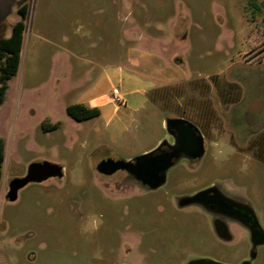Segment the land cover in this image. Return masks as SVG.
I'll return each instance as SVG.
<instances>
[{
	"label": "rangeland",
	"instance_id": "374dc122",
	"mask_svg": "<svg viewBox=\"0 0 264 264\" xmlns=\"http://www.w3.org/2000/svg\"><path fill=\"white\" fill-rule=\"evenodd\" d=\"M25 3L22 60L0 104V264L249 259L241 224L181 200L217 187L249 205L264 228V0H0L9 31ZM119 61L115 85L132 89L138 77L149 89L144 109L122 110L110 126V112L71 117L67 105L100 91ZM181 117L204 135L205 153L178 160L162 186L97 170L103 159L129 161L173 143L166 120ZM44 160L64 175L30 182L9 200L10 181ZM255 263L264 264V244Z\"/></svg>",
	"mask_w": 264,
	"mask_h": 264
},
{
	"label": "water",
	"instance_id": "95a60500",
	"mask_svg": "<svg viewBox=\"0 0 264 264\" xmlns=\"http://www.w3.org/2000/svg\"><path fill=\"white\" fill-rule=\"evenodd\" d=\"M166 128L174 137V142L169 143L163 140L155 148L145 154L129 161H118L111 157L103 159L97 165L100 172H110L118 168H126L132 173L136 180L142 181L145 185L155 189L162 186L167 180L168 170L181 158L198 159L205 153L204 135L191 121L181 118H168ZM64 175L63 165L48 160L31 162L27 172L23 176L15 177L10 181L7 198L11 201L18 198L19 190L30 182H42L51 177ZM213 191L214 195L209 192ZM182 204L200 203L213 207L217 205L226 214L240 216L241 211L234 206V203L218 191L217 188L209 187L196 192L184 199ZM212 203V205H211ZM243 215H255L253 210H245ZM215 226L220 235L226 234V228L221 221H216ZM255 242H264V231L257 227L252 232ZM186 264H228L216 259L201 257L193 258ZM243 264H250L244 261Z\"/></svg>",
	"mask_w": 264,
	"mask_h": 264
},
{
	"label": "trees",
	"instance_id": "16d2710c",
	"mask_svg": "<svg viewBox=\"0 0 264 264\" xmlns=\"http://www.w3.org/2000/svg\"><path fill=\"white\" fill-rule=\"evenodd\" d=\"M255 2V0H250ZM20 19L13 26L10 35L6 34L8 22H0V104L4 101L8 89V80L11 79L19 70L21 54L24 46L25 31L27 28L26 18L29 12V4L25 3L18 9ZM67 113L77 121H83L100 114L97 107H88L82 103H72L66 107ZM56 123H43L45 130L58 127ZM6 158L5 140L0 135V189L3 178V167Z\"/></svg>",
	"mask_w": 264,
	"mask_h": 264
},
{
	"label": "crops",
	"instance_id": "0c3cea01",
	"mask_svg": "<svg viewBox=\"0 0 264 264\" xmlns=\"http://www.w3.org/2000/svg\"><path fill=\"white\" fill-rule=\"evenodd\" d=\"M8 28H9V24L7 27L6 34L10 35L11 31H9ZM24 41H25V38H24ZM21 60H22V54H21ZM123 69H124V64L122 61H119L117 65L115 64L110 65V67L105 71V75H104L107 84H105L104 87H101L100 88L101 90L96 92L94 95H92L87 101L76 102V103H82L88 107H97L100 111V114L98 116L107 115L110 112L106 120V126H110L115 116L120 111L125 110L126 112L130 114L136 113L144 109L146 104L150 101L149 89L141 85L140 79L136 76L135 78L134 77L131 78L133 79L132 83H134V87H132V89L126 90L125 88H123L124 84L120 85L122 92L126 98V102L119 103L118 101L114 99L113 90H114V87L116 86L115 85L116 83H114V77H118L121 83ZM62 74L63 72L61 73V75ZM95 82L98 83L99 81L97 82L96 80ZM60 93H61V90L56 89V92H54V95H59ZM118 124H116V126Z\"/></svg>",
	"mask_w": 264,
	"mask_h": 264
},
{
	"label": "flooded vegetation",
	"instance_id": "af4514ba",
	"mask_svg": "<svg viewBox=\"0 0 264 264\" xmlns=\"http://www.w3.org/2000/svg\"><path fill=\"white\" fill-rule=\"evenodd\" d=\"M173 142H174V140H173ZM193 160H194V159H193ZM97 170H98V168H97ZM118 171H125L129 176L135 178L134 175H133L132 173H130V171H129L128 169H126V168H118V169H115V170L110 171V172H102V173H105V174H107V175H113V174H115V173L118 172ZM51 178H52V177H51ZM137 181H138V180H137ZM138 182H139V184H140L142 187H145V186L149 187L148 185H145L142 181H138ZM215 188H217V187H215ZM217 189H218V188H217ZM218 191H219L220 193H222L219 189H218ZM209 194H210V195H214V192L211 191V192H209ZM222 194H223V193H222ZM223 195H224L225 197H227L228 199H230V201H232V202L234 203V206H236L237 208H239L240 211H241L242 213H244L243 211L248 210V209L253 210V209H252L249 205H247L246 203L241 202V201H239V200H234V199H232V198L226 196L225 194H223ZM184 199H185V198H183V199L181 200V202H183ZM189 204H192V203H189ZM199 204H200V203H199ZM185 205H188V204H185ZM200 205H202L203 207L205 206L210 212H215L216 214H218V215H220V216L227 217V218L231 219L232 221L241 224V225L246 229V231H247V233H248V241H249V244L251 245V248H250V250H249V259H247V258L245 257V258H243L242 260L234 261V264H243L244 261H247V260L250 261V264H256L255 261L257 260V258H258V256H259V247L262 246V245L264 244V242L257 243V242H255L254 239L252 238V232H253V230L256 229L257 227H260V228L263 229V231H264V228H263V226H262V224H261V222H260L258 216L256 215V213H255L254 216H251V214L243 215V214L241 213V215L237 217V216H231V215H229V214H226L224 211H222V209H219L217 205H212V203H211V205H212L213 207H209V206L204 205V204H200ZM253 211H254V210H253ZM216 221H221V222L223 223V225H224L225 228H226V235H227V234H228V228H227V224H226V222H224L223 220H219V219H217ZM216 221H215V222H216ZM220 236H225V235H220ZM219 261H221V260H219ZM222 262H225V261H222ZM225 263H227V262H225Z\"/></svg>",
	"mask_w": 264,
	"mask_h": 264
},
{
	"label": "built area",
	"instance_id": "2783aa9c",
	"mask_svg": "<svg viewBox=\"0 0 264 264\" xmlns=\"http://www.w3.org/2000/svg\"><path fill=\"white\" fill-rule=\"evenodd\" d=\"M113 97L116 101H118L119 103H125L126 102V98L122 92L121 87L115 86L114 90H113Z\"/></svg>",
	"mask_w": 264,
	"mask_h": 264
}]
</instances>
